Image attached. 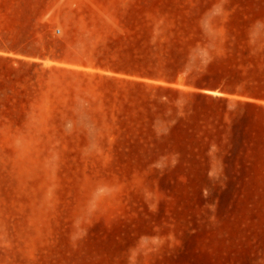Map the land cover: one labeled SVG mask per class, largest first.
<instances>
[{
  "label": "rangeland",
  "instance_id": "374dc122",
  "mask_svg": "<svg viewBox=\"0 0 264 264\" xmlns=\"http://www.w3.org/2000/svg\"><path fill=\"white\" fill-rule=\"evenodd\" d=\"M12 39L24 53L0 50V264H264V145L181 120L187 100L162 105L157 88L187 89L141 70L259 50L264 0H0ZM53 51L108 72H60Z\"/></svg>",
  "mask_w": 264,
  "mask_h": 264
},
{
  "label": "trees",
  "instance_id": "16d2710c",
  "mask_svg": "<svg viewBox=\"0 0 264 264\" xmlns=\"http://www.w3.org/2000/svg\"><path fill=\"white\" fill-rule=\"evenodd\" d=\"M21 44L17 39L7 44L0 40V50L24 53ZM232 50L225 56L141 70L149 78L169 85L180 83L187 89L157 88L168 96L162 105H173L179 97L187 100L181 120L211 121L218 135L223 131L229 133L232 143L261 146L264 145V47L256 51L248 47ZM225 117L228 123L224 122Z\"/></svg>",
  "mask_w": 264,
  "mask_h": 264
},
{
  "label": "crops",
  "instance_id": "0c3cea01",
  "mask_svg": "<svg viewBox=\"0 0 264 264\" xmlns=\"http://www.w3.org/2000/svg\"><path fill=\"white\" fill-rule=\"evenodd\" d=\"M74 6V3L70 1H62L60 2V7H71ZM57 36H50L51 40H57L61 43L64 41H67L68 38H70V34H68V30L66 28H63L61 31L57 30L55 31ZM62 55L69 54L71 56L82 58V57H89L91 56L85 49L83 48H73V47H67V49L63 48L61 50H58ZM51 61L52 64L58 66V70L60 72H68L76 75H83L85 77H88V79H96L99 78L101 75L100 73H107L108 70H106L103 67H96L93 65H89L86 63H83L81 60H63L60 57H55V52H51ZM117 69H112V72H117Z\"/></svg>",
  "mask_w": 264,
  "mask_h": 264
}]
</instances>
